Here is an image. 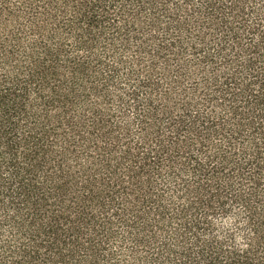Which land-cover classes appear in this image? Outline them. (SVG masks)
Returning <instances> with one entry per match:
<instances>
[{"label":"trees","instance_id":"obj_1","mask_svg":"<svg viewBox=\"0 0 264 264\" xmlns=\"http://www.w3.org/2000/svg\"><path fill=\"white\" fill-rule=\"evenodd\" d=\"M0 264H264V0H0Z\"/></svg>","mask_w":264,"mask_h":264}]
</instances>
